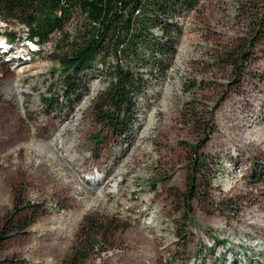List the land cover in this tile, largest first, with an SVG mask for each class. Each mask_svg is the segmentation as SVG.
I'll return each mask as SVG.
<instances>
[{"label":"rangeland","instance_id":"374dc122","mask_svg":"<svg viewBox=\"0 0 264 264\" xmlns=\"http://www.w3.org/2000/svg\"><path fill=\"white\" fill-rule=\"evenodd\" d=\"M257 8L199 0L123 139L93 115L103 75L89 76L79 102L64 100L51 56L58 34L39 45L0 18V229H14L0 241V264H61L87 218L107 232L82 264H264V46L247 45ZM241 42L249 62L234 73L224 53ZM51 94L58 101L47 105ZM197 144L211 184L209 199L189 203L188 221L181 195Z\"/></svg>","mask_w":264,"mask_h":264},{"label":"trees","instance_id":"16d2710c","mask_svg":"<svg viewBox=\"0 0 264 264\" xmlns=\"http://www.w3.org/2000/svg\"><path fill=\"white\" fill-rule=\"evenodd\" d=\"M198 2L0 0V18L8 24L25 26L26 37L39 45L51 40L52 34H58L54 43L57 48L51 56L60 69L61 97L64 100L72 104L79 102L87 89L89 76L96 71L103 75L105 86L93 99V115L98 126L123 139L130 134L139 113L138 98L151 84L160 83L172 67L184 31L182 22ZM254 2L259 11L248 31L247 45L250 47L264 46V0ZM76 13L81 18L71 34L66 26ZM8 33L9 41L17 40L16 33L11 30ZM245 46L246 42H241L224 53L234 73L249 62ZM58 98V95L51 94L43 99L48 105ZM249 105L252 111L253 104ZM234 130L242 135L244 126L236 125ZM235 138L238 139L233 133L228 136L230 141ZM248 142L250 144H242L248 147L255 145L251 140ZM237 146L242 151V145ZM199 149V144L192 147L187 158V187L181 195L188 221L192 219L189 203L193 200L202 204L209 199L211 178L208 177L206 158L201 156ZM31 223L26 221L17 229L22 231ZM84 227L71 255L61 264H82L88 257V251L99 246V233L107 232L105 225L100 226L90 218L86 219ZM12 230L7 229L6 223L0 229V241L9 237ZM184 235L182 232L180 236L183 238Z\"/></svg>","mask_w":264,"mask_h":264},{"label":"bare ground","instance_id":"6f19581e","mask_svg":"<svg viewBox=\"0 0 264 264\" xmlns=\"http://www.w3.org/2000/svg\"><path fill=\"white\" fill-rule=\"evenodd\" d=\"M245 124H247L248 125V121H246L245 123H242V126H244V129H245ZM247 128V127H246ZM247 129H249V128H247ZM243 136H245V134L243 135ZM249 137V136H248ZM250 139L248 138V141H249ZM52 162V161H51ZM48 166V165H47ZM46 167V166H45ZM44 167V168H45ZM243 221H244V219H243ZM259 224V221H258V219L256 220H254L253 221V225H258ZM143 226V225H142ZM253 244V243H252ZM234 262V261H233Z\"/></svg>","mask_w":264,"mask_h":264}]
</instances>
